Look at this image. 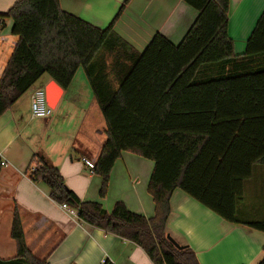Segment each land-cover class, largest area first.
I'll return each mask as SVG.
<instances>
[{"label": "trees", "instance_id": "obj_1", "mask_svg": "<svg viewBox=\"0 0 264 264\" xmlns=\"http://www.w3.org/2000/svg\"><path fill=\"white\" fill-rule=\"evenodd\" d=\"M184 2L198 16L183 41L158 33L143 52L114 30L126 5L106 29L63 11L60 0H20L0 15L13 20L18 37L0 78V118L45 75L67 90L83 69L106 123L93 170L102 179L100 197L115 163L130 152L154 163L148 192L155 215L148 219L122 202L109 213L81 201L40 154L29 178L45 184L55 202L78 209L83 222L140 246L153 264H200L190 247L168 239L176 190L264 233V191L250 187L256 167H264V13L238 56L228 33L230 0ZM11 236L17 256L0 264H47L29 250L17 207Z\"/></svg>", "mask_w": 264, "mask_h": 264}, {"label": "crops", "instance_id": "obj_2", "mask_svg": "<svg viewBox=\"0 0 264 264\" xmlns=\"http://www.w3.org/2000/svg\"><path fill=\"white\" fill-rule=\"evenodd\" d=\"M20 0H0V15ZM122 5L116 33L143 52L156 34L180 44L195 23L198 12L184 0H60L63 11L92 26L106 29ZM264 13V0H230L229 36L236 55L246 52L247 42ZM13 20L0 19V78L18 42ZM45 77V76H44ZM32 87L0 118V259L17 256L11 231L17 207L25 239L32 254L47 264H153L133 242L74 218L52 200L43 183H34L28 168L35 154L43 155L62 174L66 185L84 202H98L112 212L117 202L129 211L152 218L153 197L148 185L154 163L124 152L115 163L107 196L100 197L102 179L82 162L96 161L107 140L106 123L83 69L48 119L31 118V95L48 80ZM250 187L264 191V167L257 166ZM167 232L179 245L190 247L200 264H259L264 258V233L224 220L194 198L176 190L170 201Z\"/></svg>", "mask_w": 264, "mask_h": 264}, {"label": "built area", "instance_id": "obj_3", "mask_svg": "<svg viewBox=\"0 0 264 264\" xmlns=\"http://www.w3.org/2000/svg\"><path fill=\"white\" fill-rule=\"evenodd\" d=\"M46 87L35 89L31 95V118L32 119H48L52 116L53 109L50 107ZM82 162L93 172L95 169V161L83 158ZM5 165V162H2ZM62 208L66 210L74 218H79L78 209L72 208L67 204H63ZM100 264H110L107 257L103 258Z\"/></svg>", "mask_w": 264, "mask_h": 264}, {"label": "water", "instance_id": "obj_4", "mask_svg": "<svg viewBox=\"0 0 264 264\" xmlns=\"http://www.w3.org/2000/svg\"><path fill=\"white\" fill-rule=\"evenodd\" d=\"M46 95L49 102L50 107L55 110L63 96L64 90L55 82L52 81L49 83L46 88ZM168 239L177 247L181 248L182 246L179 245L170 235H168Z\"/></svg>", "mask_w": 264, "mask_h": 264}, {"label": "rangeland", "instance_id": "obj_5", "mask_svg": "<svg viewBox=\"0 0 264 264\" xmlns=\"http://www.w3.org/2000/svg\"><path fill=\"white\" fill-rule=\"evenodd\" d=\"M48 78H49V76H48V75H45L44 79L41 81V84L43 85L44 82H45L46 80H48ZM54 114H56V112L53 110V111H52V116H54Z\"/></svg>", "mask_w": 264, "mask_h": 264}]
</instances>
